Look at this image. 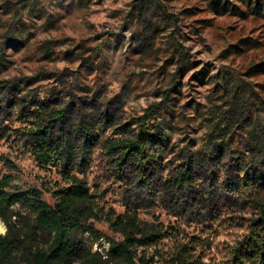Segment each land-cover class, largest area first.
<instances>
[{
	"label": "rangeland",
	"instance_id": "obj_1",
	"mask_svg": "<svg viewBox=\"0 0 264 264\" xmlns=\"http://www.w3.org/2000/svg\"><path fill=\"white\" fill-rule=\"evenodd\" d=\"M253 1L261 16L233 13L250 12L239 0H0V180L56 203L62 168L37 162L28 133L63 112L54 134L78 149L83 126L93 135L72 172L96 205L89 224L122 241L111 220L136 215L161 234L146 250L155 264L182 245L237 264L264 199V0ZM140 136L143 164L137 150L107 152ZM76 237L107 258L106 239Z\"/></svg>",
	"mask_w": 264,
	"mask_h": 264
},
{
	"label": "trees",
	"instance_id": "obj_2",
	"mask_svg": "<svg viewBox=\"0 0 264 264\" xmlns=\"http://www.w3.org/2000/svg\"><path fill=\"white\" fill-rule=\"evenodd\" d=\"M246 5L250 12L243 11L232 5L229 9L233 13L247 15L253 13L261 16L260 12H253V0H239ZM215 3V2H214ZM264 5V3H263ZM227 8V7H226ZM223 9V11L226 10ZM23 104L26 101L22 102ZM22 104V108L24 105ZM39 111L43 108L38 107ZM54 119L48 121L46 126L41 116L35 130L28 133L32 141L33 156L42 167L55 166L62 168L63 180L66 186L53 190L56 203L51 206L38 191L11 190V177L6 176L0 180V218L6 226V234L0 233V264H16L15 258L19 256L25 264H155L154 257L148 256L146 250L157 243L161 236L146 223L141 222L136 215H127L111 220V225L122 233L123 240L106 237L93 224L91 218H97L96 205L87 184L72 175L73 162L77 153L90 154L88 143L92 140L91 128L83 126L79 136L85 140L78 149L73 138L59 137L53 133V123L64 121L65 114L53 115ZM141 135L152 137L151 132L143 130ZM142 138L121 145L119 142H109L107 152L126 150L125 155L132 156L138 151L142 164L147 157V150L142 144ZM7 161L9 168L15 166ZM139 172L144 169L139 166ZM193 171L188 169L177 178L178 186H189ZM15 205L28 210L22 214L15 211ZM258 218L257 232L249 242V254L236 250L237 264H264V199L256 201ZM78 232L90 233L99 239H106L110 250L107 258L101 259L92 253L81 240L76 237ZM241 243L240 246H243ZM170 264H205L196 258L193 249L186 245L180 246L171 256Z\"/></svg>",
	"mask_w": 264,
	"mask_h": 264
}]
</instances>
